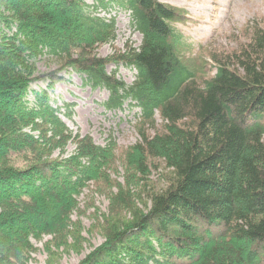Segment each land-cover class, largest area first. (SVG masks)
<instances>
[{
	"label": "trees",
	"instance_id": "16d2710c",
	"mask_svg": "<svg viewBox=\"0 0 264 264\" xmlns=\"http://www.w3.org/2000/svg\"><path fill=\"white\" fill-rule=\"evenodd\" d=\"M95 2L0 0V264H29L45 236L79 240L70 230L78 199L109 178V148L74 134L51 102L70 72L106 89L109 111L130 102L151 129L159 115L163 132L141 133L123 167L146 177L160 160L168 170L143 209L117 182L104 242L79 264H264V32L198 84L182 56L194 47L175 27L182 10L157 0ZM113 5L130 11L142 44L102 59L97 50L116 40V22L98 11ZM45 58L56 68L41 73ZM110 65L135 69V82L118 80ZM37 83L46 89L33 92Z\"/></svg>",
	"mask_w": 264,
	"mask_h": 264
},
{
	"label": "rangeland",
	"instance_id": "374dc122",
	"mask_svg": "<svg viewBox=\"0 0 264 264\" xmlns=\"http://www.w3.org/2000/svg\"><path fill=\"white\" fill-rule=\"evenodd\" d=\"M85 1L91 6L97 4L96 0ZM157 1L185 13L186 20L175 24V27L194 47L182 52V56L187 66L195 71L198 84L214 77L219 63L232 62L231 59L247 46L256 31L264 32V0ZM98 17L115 19L117 35L113 43L97 50L100 58L111 60L116 51L124 53L141 46L143 37L132 25L130 11L113 5L100 8ZM53 64V59L45 58L38 61L37 66L41 73H46L56 68ZM107 70L109 73L115 72L118 80L127 85H132L136 80V71L126 66L110 65ZM60 79L50 92V98L55 106L62 108L61 119L74 134L89 136L96 145L109 148L113 164L106 174L109 176L107 183L101 180L89 183L78 199L70 230L81 232L79 240L71 236L63 245L64 242L45 236L40 242H34L36 251L31 255L29 264H79L104 242L100 225L104 217L110 214L118 183L129 193L130 205L143 209L149 205L150 195L165 186L168 176V170L160 160L152 162L146 177L131 172L127 174L123 167L130 148L141 142V133L154 135L163 132L164 125L159 115L155 127L151 129L135 119L137 110L130 109L129 103L120 111L105 110L106 103L111 99L110 94L104 89L92 90L83 82L81 75L62 73ZM32 88L35 90L33 92L46 89L42 83L34 84ZM74 149L75 146L69 144L68 152L72 153ZM124 216L129 217L130 214L125 213ZM12 229L15 230V227ZM9 232L10 229H4V233ZM80 243L82 245L78 246Z\"/></svg>",
	"mask_w": 264,
	"mask_h": 264
}]
</instances>
